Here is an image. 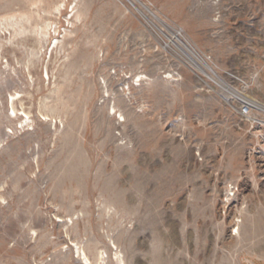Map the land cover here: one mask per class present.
I'll return each mask as SVG.
<instances>
[{
	"label": "rangeland",
	"instance_id": "obj_1",
	"mask_svg": "<svg viewBox=\"0 0 264 264\" xmlns=\"http://www.w3.org/2000/svg\"><path fill=\"white\" fill-rule=\"evenodd\" d=\"M84 256L264 264V0H0V264Z\"/></svg>",
	"mask_w": 264,
	"mask_h": 264
},
{
	"label": "bare ground",
	"instance_id": "obj_2",
	"mask_svg": "<svg viewBox=\"0 0 264 264\" xmlns=\"http://www.w3.org/2000/svg\"><path fill=\"white\" fill-rule=\"evenodd\" d=\"M36 1H34V3H35ZM24 12V11H23ZM22 12V13H23ZM19 17H23V15L22 14H20L19 15ZM33 17V15H29L28 17H27V19L29 20V19H31ZM41 33H42V35H43V40L41 41V48H44L45 47V44H47L48 42H49V45L52 43V41H53V39L51 38L52 36H51V33H50V31L48 30V28H47V26L46 25H44L43 27H42V31H41ZM59 44H60V42H56L55 44H54V46H53V48H52V50H51V53L56 49V48H58L59 47ZM33 62V61H32ZM14 100V99H13ZM56 101V100H55ZM123 101H124V99H123ZM51 103H54V101H52V102H50V104ZM49 104V103H48ZM55 104V103H54ZM52 105V104H51ZM50 106V105H49ZM55 106V105H54ZM51 108V107H50ZM72 220V219H71ZM84 258H86V264H90V262L88 261V259H87V257H85L84 256ZM101 259L102 258H99L98 259V263H100V261H101ZM119 261H120V263H123L124 262V260L121 258V257H119Z\"/></svg>",
	"mask_w": 264,
	"mask_h": 264
},
{
	"label": "built area",
	"instance_id": "obj_3",
	"mask_svg": "<svg viewBox=\"0 0 264 264\" xmlns=\"http://www.w3.org/2000/svg\"><path fill=\"white\" fill-rule=\"evenodd\" d=\"M239 113L243 117H250L252 114V106L250 103H242L241 107L239 108Z\"/></svg>",
	"mask_w": 264,
	"mask_h": 264
}]
</instances>
